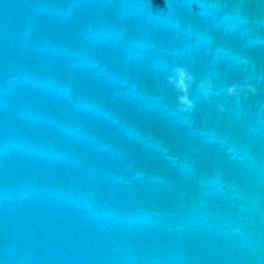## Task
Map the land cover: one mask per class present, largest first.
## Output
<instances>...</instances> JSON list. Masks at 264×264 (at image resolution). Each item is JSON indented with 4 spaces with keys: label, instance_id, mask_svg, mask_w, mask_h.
<instances>
[{
    "label": "water",
    "instance_id": "obj_1",
    "mask_svg": "<svg viewBox=\"0 0 264 264\" xmlns=\"http://www.w3.org/2000/svg\"><path fill=\"white\" fill-rule=\"evenodd\" d=\"M0 264H264V0H0Z\"/></svg>",
    "mask_w": 264,
    "mask_h": 264
},
{
    "label": "clouds",
    "instance_id": "obj_2",
    "mask_svg": "<svg viewBox=\"0 0 264 264\" xmlns=\"http://www.w3.org/2000/svg\"><path fill=\"white\" fill-rule=\"evenodd\" d=\"M161 70L168 71L166 65L158 64ZM165 81L170 85L176 95V109L175 113L181 116H190L195 110L196 101L190 97L189 91L193 84L199 93L197 100L209 101L215 95L213 80L210 75H205L199 82H196L195 76L189 71L186 66L176 65L170 69V73L165 76ZM256 86L252 83L246 82L242 84H232L226 88L228 97L236 98L239 102L240 94L247 92L255 94ZM218 110L223 113L226 109L223 105H218Z\"/></svg>",
    "mask_w": 264,
    "mask_h": 264
}]
</instances>
